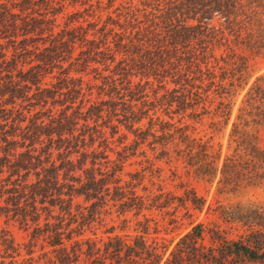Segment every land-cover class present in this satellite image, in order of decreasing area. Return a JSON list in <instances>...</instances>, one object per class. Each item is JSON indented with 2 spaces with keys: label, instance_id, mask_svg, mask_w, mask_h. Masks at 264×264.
<instances>
[{
  "label": "trees",
  "instance_id": "1",
  "mask_svg": "<svg viewBox=\"0 0 264 264\" xmlns=\"http://www.w3.org/2000/svg\"><path fill=\"white\" fill-rule=\"evenodd\" d=\"M252 5L243 0H147L142 9L125 5L111 13L114 0H0V217L33 228L30 249L46 242L53 248L48 264L162 263L165 253L140 235L113 237L102 247L91 239L74 240L98 222L110 202L121 214L145 208L142 197L123 191L117 178L121 166L109 168L104 129L117 134L110 118L116 117L137 136L139 146L147 132L135 126L154 120L158 109L166 114L194 110L212 88L225 99L231 89L223 82L230 77L229 86H234L243 63H230L235 58L230 50L218 58L215 48L225 45L226 34L250 45L247 24L261 8L256 5L247 16ZM70 7L76 10L61 27L59 19ZM167 78L176 88L168 89ZM151 80L158 89L152 90ZM160 91L165 92L161 98ZM255 93L239 118L254 116L252 122L260 124L264 92L257 88ZM223 106L220 102L216 112L225 116ZM175 130L187 144V164L202 176H214L217 168L208 161L207 146L188 141L187 129ZM244 144L247 158H229L221 169L223 182L234 190L243 184L264 186V152L245 140L239 146ZM81 198L89 206L77 203ZM160 198L149 209L164 208L167 202L156 204ZM192 201L199 207L201 200ZM233 211L230 219L247 228L245 235L231 240L215 227L208 231L207 245L205 229L198 225L178 241L164 264H263L264 204L238 205ZM149 222L140 224L144 233ZM0 242L6 253L13 250L7 232L0 231Z\"/></svg>",
  "mask_w": 264,
  "mask_h": 264
},
{
  "label": "rangeland",
  "instance_id": "2",
  "mask_svg": "<svg viewBox=\"0 0 264 264\" xmlns=\"http://www.w3.org/2000/svg\"><path fill=\"white\" fill-rule=\"evenodd\" d=\"M145 1L147 0H114V7L110 12L125 5L142 9ZM243 1L253 4L251 8H246L247 16L251 15L256 5L261 6L250 22L247 19L248 33L252 34L249 39L250 45H243L241 41L236 42L233 36L226 34V40L223 42L225 45L215 48L218 58L224 57L230 50L235 55L230 63L235 62L237 65L243 63L241 72L234 79V86H229L232 83L230 77L223 82L225 88L231 89L230 94L224 95L225 99L221 100L215 94V88H212L206 101L194 110L166 114L163 109H158L154 120L146 118L135 126L147 132L144 143L139 146H135L137 136L120 125L116 117H110L113 120L111 125L118 126V133L112 135L111 129H104L108 140L106 155L109 168L114 164L121 166L117 178L121 180L123 191L125 193L134 191L137 196L142 197L145 200V208L139 214L137 210L121 214L117 206L110 202L102 209L98 222L87 229L84 235L74 240L91 239L102 247L113 237L132 238L140 235L149 244H157L160 251L165 253L161 263L164 264L178 241L198 225H202L205 229L204 237L207 245L210 244L208 231L215 227L223 231L231 240H237L247 233V228H244L238 220L230 219V216L238 205L246 207L248 204H264V186L246 187L243 184L234 190L233 184L223 182L224 176L221 174L227 159L247 158L245 153L247 144L239 146L242 140L246 143L252 142L264 152V122L253 123L254 116L239 118L241 110L248 108L249 98L256 96L255 90L260 88L264 92V0ZM74 10L76 9L70 7L66 14L60 17L61 27L67 21V14ZM117 13L111 16L116 18ZM106 17L107 14L103 13V20ZM212 66L214 65L210 64L209 68ZM220 66L223 64L221 63ZM203 69H206L205 65ZM215 74L217 75L215 81L219 83L220 71L217 69ZM91 77H88V80ZM238 77L240 80L236 81ZM151 81L154 82L152 90L158 89V82ZM166 82L169 83L168 89L176 88L172 79L167 78ZM203 84L208 86L210 81L205 80ZM92 85L99 86L101 82H92ZM97 93L98 91L94 89V98ZM149 93L152 94L151 91ZM164 94L165 92L160 91L158 97L161 98ZM220 102L224 103L222 109L227 106L225 116L216 112ZM175 109L174 107L171 111ZM193 114L202 115L195 117ZM104 117L105 120L108 119L106 114ZM158 117L160 120L156 121ZM160 122L162 125L168 123L174 126L163 130ZM182 128L187 129L185 135L188 141L195 140L207 146L208 161H214L217 168L214 176H202L187 164V144L181 141L180 133H176L175 130ZM163 136L167 138L161 143H155L156 138ZM98 145L96 143L95 148ZM126 147L132 148L123 153ZM101 150H104V147ZM194 152H197V149ZM156 198H160L156 204L167 202L165 207L155 206L149 209ZM193 198L201 200L199 207L194 205ZM77 203L89 206L84 204L83 198L77 200ZM146 220L150 221L149 229L144 233L140 224L145 223ZM32 229H25L15 221L7 222L5 217H0V231L7 232L13 241V250L7 253L0 242V264H48V260L53 257L51 254L53 248L40 240L36 247L30 249ZM32 251L33 253L30 254Z\"/></svg>",
  "mask_w": 264,
  "mask_h": 264
}]
</instances>
